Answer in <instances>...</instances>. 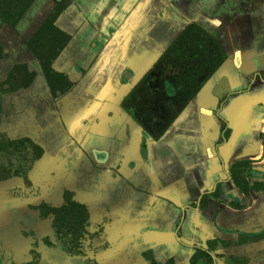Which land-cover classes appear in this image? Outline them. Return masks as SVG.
Instances as JSON below:
<instances>
[{
  "label": "crops",
  "instance_id": "crops-1",
  "mask_svg": "<svg viewBox=\"0 0 264 264\" xmlns=\"http://www.w3.org/2000/svg\"><path fill=\"white\" fill-rule=\"evenodd\" d=\"M54 7L35 0L15 42L30 39ZM189 25L219 42L224 62L162 137L145 142L122 102ZM56 26L72 40L53 67L76 86L49 109L57 128L37 140L70 162L66 185L111 264H192L197 249L213 264H264V239L239 241L264 231V191L252 189L264 182V0H72ZM23 45L36 85L47 86ZM236 162L247 194L229 177ZM218 239L227 245L208 246Z\"/></svg>",
  "mask_w": 264,
  "mask_h": 264
},
{
  "label": "trees",
  "instance_id": "trees-1",
  "mask_svg": "<svg viewBox=\"0 0 264 264\" xmlns=\"http://www.w3.org/2000/svg\"><path fill=\"white\" fill-rule=\"evenodd\" d=\"M33 1L11 0L5 11L0 9L1 23L15 27ZM65 7V4H58L28 43L40 60L41 69L55 101L66 96L75 86V82L67 75L56 72L52 67L53 62L72 39L55 26ZM224 59L225 53L217 40L200 27L189 25L158 60L154 68L158 75L153 74L150 78L152 73L146 74L125 97L122 102L123 108L136 120L144 137L148 141H156L199 93L202 83L218 70ZM29 88L30 84H26L24 89ZM157 112L168 116L167 124L162 125L158 122L159 119L155 117ZM27 137L21 140L20 144L24 146L27 142L35 150L33 171L39 178L57 177L59 182L62 181L70 170L68 162L53 163V158L35 145L34 137L32 135ZM241 165L242 162L235 163L229 172L231 171L236 185L247 192L248 185L239 176L242 172ZM262 189L264 184L261 185ZM61 191L65 195V203L61 207L52 208L42 205L41 213L54 226L55 232L67 239L66 244L73 252L85 256L81 248L82 240L88 233L89 212L84 204L72 200L69 191L62 188ZM207 196H203L201 202H205ZM215 242H219L222 247L227 245L218 239L209 241L208 246L212 243L215 245ZM197 261L200 264H203V261L206 264H213L210 253L202 249H199L191 259L192 264ZM87 263L97 262L88 257ZM168 264H174V261Z\"/></svg>",
  "mask_w": 264,
  "mask_h": 264
},
{
  "label": "flooded vegetation",
  "instance_id": "flooded-vegetation-1",
  "mask_svg": "<svg viewBox=\"0 0 264 264\" xmlns=\"http://www.w3.org/2000/svg\"><path fill=\"white\" fill-rule=\"evenodd\" d=\"M10 1L11 0H0V9L5 11L6 8L8 7V5L10 4ZM34 1L32 2V4L34 3ZM71 1L72 0H54L55 7L58 4H65L66 7H68V5L70 4ZM32 4L30 5V7L32 6ZM54 8L51 11V13L54 11ZM26 12L24 13V15L26 14ZM23 16L20 18V20L23 18ZM47 17H46V19H47ZM58 18H57V20H58ZM20 20L18 21V23L20 22ZM57 20H56V22H57ZM56 22H55V26H56ZM18 23L16 24L15 27H11L6 23H1V18H0V48H1L0 62H7V64H6V71H7L6 77H4L3 79H0V88H1L0 101L2 100V96L4 94L8 95L9 98H10V95L13 94L15 96V99H16V97L19 98L18 103H20L19 101H21L22 107L25 108V105L30 104L28 109L26 108V110H25L23 108V110L25 112H23L21 115L24 114L26 121H32L31 123L34 124L33 125L34 129L28 133H25V135H23L20 138H17L16 140H10L8 145L12 146V147H17V148L23 149L24 151L29 153L31 158H32V160H31V166H32L33 161H34V157H35V150L27 142L24 144V146L20 144L21 140H25L26 138H28L27 137L28 135H32L34 137V140L33 139L32 140L35 143V145L40 147L47 155L52 157L53 163L61 164L65 161H67L68 164L70 165V162L67 159L60 161V162L56 161V158L53 155H51L50 153H48L47 149L42 144H40L38 142V140H37L38 136L36 133V132L40 133L39 139L42 140V142H46L45 138L48 137V131H45V130L48 129L49 127L52 128L53 130L57 128V126H55L56 123L54 121H52V119L54 117L51 116V112L49 111V109H51L50 107L54 106V105L56 106V108H58L57 102L60 101L62 98L59 100H56V101L54 100L53 95H52V91L50 89L48 81L46 80V78L43 74L42 69H41V72L45 78L47 86H43L44 88L43 87L41 88L40 84L36 85L37 71L30 68V65H28L27 62L22 61L23 56L19 52L20 45L24 46L23 44H26L27 47L29 48V52H31L32 55L38 60L40 68H41L40 60L37 58V56L31 50L28 43L30 40H32V38L35 36V34L37 33V31L39 30V28L42 26V24L44 22L41 24V26L38 28V30L31 36L30 39L25 40L23 38H20V40L15 42V38H17L15 35L16 34L20 35L19 31L17 30ZM20 42H21V44H20ZM69 43L64 47V49L69 45ZM64 49H63V51H64ZM54 62H53V64H54ZM53 64H52V67H53ZM53 69H54V67H53ZM62 74L67 75L65 73H62ZM153 74L158 75L157 73H152L150 75L153 76ZM20 75H21V77H20ZM69 79H70V77H69ZM72 82H74V81H72ZM26 84H30V88L27 90L24 89ZM75 86H76V83H75ZM75 86H74V88H75ZM46 90H47V93L49 92L48 94L52 98L51 103L48 102V99H47L48 97L46 96L47 93H45ZM17 107H18V105L15 106V108H17ZM167 120H168V116L166 115V117H164L161 120H158V122L161 123L162 125H164V124H167ZM157 128H159V127L157 126ZM42 131H44V133ZM144 141L146 142L148 140L144 137ZM232 166L229 167L227 170L229 173V177L233 180L236 188L239 191H242L236 185L231 171L229 172V169L231 170ZM70 171H71V166H70V170H69L68 174L66 175V177L62 181H60L61 185L63 186L62 189H65L72 194V200L73 201H77V202L83 204L81 201L78 200V198H76V196H77L76 192L70 190L67 186H65V183H66V180L68 178ZM240 171H242V169ZM243 174H245V173L241 172L239 176H241L242 179L246 182V178L243 176ZM35 178H39L36 173H35ZM39 179H42V178H39ZM262 184H264V182L263 183L253 182L252 189L257 191V192L258 191H264V189L261 190ZM247 185H248V183H247ZM218 190H219V186H217L215 188V192ZM8 192L9 191H7L6 193L8 194ZM242 192L247 194V192H245V191H242ZM62 194H63V203L59 206L52 205V204H49L46 202H42L36 206L31 205L28 207L19 208L15 213L14 212L12 213L11 210L9 211V217L10 216L12 217L14 214L16 216L15 218L19 217V219L21 220V223H24L28 226L26 230L25 229L20 230L19 234L22 237L27 238L31 241V246L27 247L28 252H25V256H14V255L12 256V258H11L12 264H77L78 262H79V264H88L87 258L89 256H88L87 252L84 251V246H83L85 239H87V240L92 239L93 240V239L99 238L98 239V242H99L98 246L100 247V250H102V251H104L108 247L106 245V243L103 241L104 239H102L101 235H99V232H97L96 230L94 232L90 231V229H89L90 213H89V221L87 223V232L88 233L84 236V239L82 240V248H81L82 251L86 255L84 256V255H80L78 253H75L67 246V244H66L67 239L63 238L62 234L55 232L54 226L50 223V221L48 219L44 218V216L41 213V208H40V206H42V205H47L51 208L52 207H61L65 203V200H64L65 195L63 192H62ZM208 198H209V195L207 196V199L205 202H201V200H200L201 205L206 206ZM5 209L7 210V208H5ZM17 215H19V216L17 217ZM244 239H247V240L248 239H251V240L264 239V231L260 232L259 234H244L241 236L239 241L241 242ZM198 250L199 249H197L195 251V253ZM92 259L94 260V258H92ZM243 261L244 260L242 259L241 262L243 263Z\"/></svg>",
  "mask_w": 264,
  "mask_h": 264
},
{
  "label": "rangeland",
  "instance_id": "rangeland-1",
  "mask_svg": "<svg viewBox=\"0 0 264 264\" xmlns=\"http://www.w3.org/2000/svg\"><path fill=\"white\" fill-rule=\"evenodd\" d=\"M72 29L79 31L76 27ZM6 64L7 62H0V79L6 77ZM18 100L13 94L10 98L4 94L0 101V264H12L13 255L25 256L27 247L31 246V241L19 234L20 230H26L28 226L21 223L19 215L18 218L14 214L13 218L9 217L10 210L15 213L19 208L36 206L42 202L57 206L63 203V186L59 179L35 178L30 154L8 145L10 140H16L34 129L32 121H26L24 114L21 115L25 111ZM29 105H25L24 109H28ZM98 239H85L84 251L89 258L97 261L96 264H111V257L100 250Z\"/></svg>",
  "mask_w": 264,
  "mask_h": 264
}]
</instances>
